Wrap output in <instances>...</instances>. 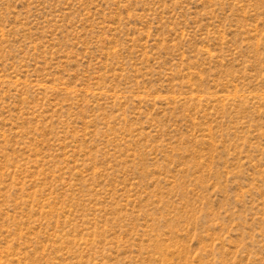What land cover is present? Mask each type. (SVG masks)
Instances as JSON below:
<instances>
[{"label":"rangeland","instance_id":"374dc122","mask_svg":"<svg viewBox=\"0 0 264 264\" xmlns=\"http://www.w3.org/2000/svg\"><path fill=\"white\" fill-rule=\"evenodd\" d=\"M0 264H264V0H0Z\"/></svg>","mask_w":264,"mask_h":264}]
</instances>
